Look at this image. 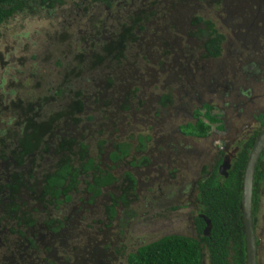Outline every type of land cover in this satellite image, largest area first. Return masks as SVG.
I'll return each instance as SVG.
<instances>
[{"label": "rangeland", "instance_id": "1", "mask_svg": "<svg viewBox=\"0 0 264 264\" xmlns=\"http://www.w3.org/2000/svg\"><path fill=\"white\" fill-rule=\"evenodd\" d=\"M20 1L21 10L0 25V154H9L3 137L8 143L18 137L23 110L35 104L40 94L48 103L42 107L43 114L61 113L53 126L56 133H65L70 125L66 113L72 104L68 100L77 90L85 96L87 114L93 118L90 131L99 128L108 134V128L114 127V136H108L111 141L132 136L133 145L138 136L152 139L147 142L149 162L134 174L140 188L131 192L122 173H132V169L122 161L115 172L116 186L103 190L94 207L85 206L77 195L70 205H61L54 213L58 218L67 217L68 226L57 233L47 231L48 235L37 229L32 233H37L39 247H63L66 252L55 253L62 263L92 264L90 254L98 251L104 262L125 264L128 253L162 236L197 239L194 182L200 179L201 168L212 166L219 151L231 152L236 140L247 138L249 127H258L252 117L264 108V37L252 40L253 29H221L226 39L221 54L210 59L201 57L199 39L187 35L193 23L186 12L203 19L212 15L223 18L222 3L207 6L193 0H151L153 4L148 5L147 0H135L130 10L154 7L164 11L138 21L144 28L131 40H121V30L126 35L128 27L123 10L131 0H112L108 9L91 0ZM238 3L237 9H241L243 2ZM261 14L264 18V11ZM234 23L240 21L226 24ZM122 25L127 27L122 29ZM61 80L69 89L59 84ZM58 85L64 91L61 96L45 94L55 93ZM164 92L172 94V104L161 108L157 98ZM124 97L131 112L121 121L117 106ZM242 101L243 112L230 118L228 107L238 108ZM204 105L212 108L211 115L219 123L210 125L204 139L181 135L179 125L194 122L195 111L207 124ZM218 125L222 131L216 129ZM5 161L0 158V174L19 170L11 167L10 160ZM47 164L38 161L27 174L36 177ZM123 190L127 204L119 203L109 224L104 197L113 194L118 198ZM258 201L256 262L264 264V181ZM33 204L34 200L28 206ZM0 243L2 264H44L42 259L52 255V251L37 253L6 232L0 233Z\"/></svg>", "mask_w": 264, "mask_h": 264}, {"label": "trees", "instance_id": "2", "mask_svg": "<svg viewBox=\"0 0 264 264\" xmlns=\"http://www.w3.org/2000/svg\"><path fill=\"white\" fill-rule=\"evenodd\" d=\"M111 1L91 0L90 3L96 5L102 2L108 9ZM147 1L153 4L151 0ZM195 1L206 5L215 2L214 0H193ZM20 2V0H0V25L21 10ZM216 2L222 3L220 0ZM225 7L223 6L224 9ZM127 8L123 10L125 13L123 16L128 21V27L122 25V29L127 27L125 31L127 36L122 34L123 30H121V40H131L134 33L144 28L141 23H137L138 21H145L149 15L158 14V9L154 7L148 12L143 9L138 11L136 8L130 10L128 5ZM186 14L189 21L193 23L192 30H188L187 35L201 42V57L218 58L225 41L221 29H229L231 25L226 24L225 21L217 23V19L214 22L211 19L192 16L190 11ZM232 28L233 31L242 29L235 25ZM250 30L252 29H248ZM253 30L256 34L251 35L252 40L264 37V33L257 31L256 28ZM164 45L169 46L167 43ZM62 81H59V84L64 86ZM59 86L55 93L47 91L45 94L52 93L56 98L61 96L64 91ZM65 88L69 89L67 85L64 86ZM104 96L105 94L101 93V97ZM44 97L45 95L40 94L35 104H30L31 106L23 110L21 115L25 118L21 122L18 137L13 139L14 141L8 143L3 137V146L10 153L9 158L5 155L3 159L15 161V169L19 170L0 174V188L7 191L3 197H0V232H6V235L10 234L25 241L26 246L37 253L40 252L39 250L44 253L52 251L50 257L42 259L45 264L48 262L49 264H70L62 263L58 255H55V253L66 252L63 247H39L37 233H32L37 229L43 235H48L47 231L57 233L61 228L68 226L67 217L58 218L54 213L59 206L70 205L77 195H79V201L85 206L94 207L101 198L103 190L116 186L117 173L115 172L122 161L132 169V173L126 170L122 173L125 180L130 183L131 192L136 186L140 188L141 184H137V176L134 174L136 170L149 162L146 154L147 142H152V139L138 136L136 144L133 145L132 136L111 141L108 136H114V134L111 135L114 127L108 128V134L99 128L90 131L89 125L92 124L93 118L87 114V107L84 104L85 96L81 90H77L68 100L72 104L66 113L70 121L67 131L56 133L53 125L58 122L61 113L43 114L42 107L48 104ZM157 104L161 108L170 106L172 94L164 92L157 98ZM118 105V110L122 111L119 119L124 121L125 113L131 112V106L126 101V97L120 99ZM204 108L203 118L206 119L207 124L199 119V114L195 111L194 122L179 125L181 135L195 139H204L209 136L210 125L219 123V120L211 115V107L204 105ZM252 118L260 125V129L264 127V109L261 115H253ZM93 124L97 125L99 121ZM216 129L222 131V125L216 126ZM247 132L249 134L246 136V141L234 143V147H237L236 151L230 152V155L225 153L229 159L225 176L218 174V167L223 162L224 155V152L219 151L215 163L212 166L204 165L199 173L200 179L194 182L196 212L193 218V229L197 239L180 235L162 236L128 253L124 260L125 264H245L244 236L239 208L241 177L248 152L259 131L249 127ZM45 135L48 136V140H44ZM157 143L159 141L154 145ZM45 153L47 157H42ZM38 157L41 159L38 160ZM38 161L49 164L46 165L47 168L41 166V173L36 177H33L32 173L27 174L31 170L29 167ZM22 167L24 171L21 170ZM263 181L264 149L260 153L252 182L251 207L255 228L259 191ZM106 196L103 208L110 224L116 215L119 203L122 206L127 204L126 193L123 190L118 198L113 194H106ZM33 200L34 204L28 206ZM200 216L209 221L210 230L207 236L203 233L205 223ZM24 231L30 235L25 237ZM104 249L106 250L107 247ZM231 250L232 254H230ZM94 254L102 253L96 251Z\"/></svg>", "mask_w": 264, "mask_h": 264}, {"label": "flooded vegetation", "instance_id": "3", "mask_svg": "<svg viewBox=\"0 0 264 264\" xmlns=\"http://www.w3.org/2000/svg\"><path fill=\"white\" fill-rule=\"evenodd\" d=\"M134 1L135 0H131L130 1V4L128 6H132L134 4ZM216 2V0H214ZM222 3H223V6L225 7V9L223 8V12H224V16L225 18H221V15H217L215 18L214 16H210L209 18L207 19H211L212 21H215V19H217L218 21H225V23H227L228 21H240L239 24H232L229 29H233L232 27L235 25L236 27H240L244 30H248V29H253V28H256L257 31L259 32H262V34L264 33V18L262 17V14L261 12L264 11V0H220ZM239 1H242L243 3L241 4L242 5V8L241 9H237L236 7V4L239 2ZM215 2H212V3H208L207 6H212L215 4ZM240 4V3H238ZM148 5H151V3L149 2ZM107 9V7H106ZM152 9V7H149V8H144L143 10H145L146 12L150 11ZM162 11H164L163 8H158V12L162 13ZM238 12V13H237ZM223 19V20H222ZM241 35V34H240ZM247 34L245 35H241L242 38H246ZM225 39V38H224ZM226 40V39H225ZM261 81H264V76H263V79ZM260 81V82H261ZM167 93V92H166ZM263 93V92H262ZM238 96V94L236 95ZM259 99L263 98V97H258ZM258 98H255V99H258ZM254 99V100H255ZM252 102V100H251ZM244 101H242L241 103H239V106L238 108H232L230 109V107H228V112H229V117L232 118L234 117L236 114L238 113H242L243 112V109H244ZM263 109H261L260 112L256 113V116L258 114H262L263 113ZM228 117V121H229V118ZM227 122V121H226ZM225 122V123H226ZM230 123V122H229ZM257 123V122H256ZM227 124V123H226ZM224 125V124H223ZM258 127L257 128H254V129H258V131L260 132L261 129H260V125L257 123L256 124ZM258 132V134H259ZM257 134V135H258ZM257 135L255 136V138L257 137ZM245 137H243L241 140H236L234 143L236 144V142H240V141H243ZM247 140V138H245V141ZM255 141V139H254ZM254 143V142H253ZM233 144V150L232 151H236L237 147H234ZM231 151V152H232ZM219 153V152H218ZM228 155H230V152H227ZM9 155L10 153L7 155V158H9ZM5 155H3V153L0 154V158L3 159ZM7 160H10V163L12 164V167L15 168V161H13L12 159H7ZM7 160L5 162H7ZM228 156H226L225 152H224V155H223V162L224 161H227L228 163ZM222 162V163H223ZM221 163V165H222ZM220 165V166H221ZM219 168V167H218ZM228 169V168H227ZM226 169V170H227ZM226 173V171H225ZM6 189L4 190H1L0 188V197H3V195H5L6 193ZM4 201V200H3ZM51 228V227H50ZM2 233V232H0ZM2 243H0L1 245ZM256 244L257 245V248H256V257H257V252H258V247H259V242H258V239L256 237ZM90 258L92 259V261H90V263L92 264H109L108 262H104V258L102 256V254H90ZM89 258V259H90ZM42 262L44 263V260H42ZM0 264H2V261L0 260ZM45 264V263H44ZM113 264V263H112Z\"/></svg>", "mask_w": 264, "mask_h": 264}, {"label": "water", "instance_id": "4", "mask_svg": "<svg viewBox=\"0 0 264 264\" xmlns=\"http://www.w3.org/2000/svg\"><path fill=\"white\" fill-rule=\"evenodd\" d=\"M264 149V127L261 129L254 143L252 144L246 161L244 163L242 177H241V190L239 197V208L241 211V227L242 234L244 236V252H245V264H257L256 262V234L253 224L252 216V182L255 167L257 165L260 153ZM227 161H224L218 168V174L225 176L226 169L228 168ZM204 223L203 229L204 235H208L210 230L209 221L203 216H200Z\"/></svg>", "mask_w": 264, "mask_h": 264}]
</instances>
